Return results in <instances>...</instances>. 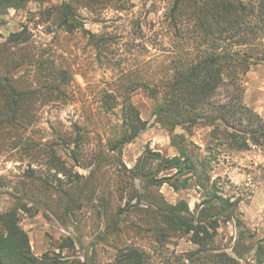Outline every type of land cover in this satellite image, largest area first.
I'll use <instances>...</instances> for the list:
<instances>
[{
    "label": "trees",
    "instance_id": "trees-1",
    "mask_svg": "<svg viewBox=\"0 0 264 264\" xmlns=\"http://www.w3.org/2000/svg\"><path fill=\"white\" fill-rule=\"evenodd\" d=\"M32 1L51 0H0V15ZM112 1L117 12L126 11L124 0H64L46 12L47 20L56 21L65 33H81L108 67L121 69L114 88L103 91L100 99L101 111L116 115L118 123L105 144L98 138L94 150L86 148L91 132L78 124L72 132L58 130L51 139L29 135L41 107L69 101L73 77L67 69L23 49L31 42L26 29L11 34L0 46V157L10 153L21 155V162L28 160L13 192L0 177V197L9 200V206L0 210V264H91L87 257L68 259L50 252L35 256L20 226V213L46 211L64 224L84 206H92L104 221L105 231L97 239L112 243L116 251L112 264H153L149 252L134 242H122L127 231L140 238L147 235L161 249L174 238L188 237L196 249L167 264H264V238L256 240L241 219L242 196L231 195L221 178H212L211 154L201 155L185 134H174L177 129L189 135L196 127H206L223 151L260 150L264 181V120L246 104L243 88L252 68L264 64V0H173L165 14L173 44L170 50L164 44L157 49L168 63L160 64L156 81L141 78L136 70L124 72L116 58L118 35L85 29L79 9L93 12ZM136 29L141 39L140 24ZM24 66L34 68L40 86L15 77ZM139 89L158 102L153 124L170 134L176 155L147 148L128 168L123 149L149 129L131 102V94ZM61 150L68 151L73 168L87 175L72 171ZM164 186L174 193L194 189L201 200L193 210L185 200L172 204L161 193ZM229 224L237 236L219 249L218 230ZM67 241L61 248L74 247Z\"/></svg>",
    "mask_w": 264,
    "mask_h": 264
},
{
    "label": "rangeland",
    "instance_id": "rangeland-1",
    "mask_svg": "<svg viewBox=\"0 0 264 264\" xmlns=\"http://www.w3.org/2000/svg\"><path fill=\"white\" fill-rule=\"evenodd\" d=\"M63 1L51 0L47 3L32 1L23 9H11L0 15V46L6 43L11 34L26 29L31 34V42L23 49L54 63L57 68L67 69L73 77L68 89L69 101L53 102L41 107L37 111L38 122L29 135L46 140L51 139L52 134L58 130L72 132L75 124L86 126L91 132L89 134L91 140L86 148L91 151L97 147L98 138L102 140V144H105L112 126L118 123L116 115H105L101 111L100 99L103 91L114 88L116 80H119L121 75V69L108 67L103 55L99 59L96 51L88 45L81 33L67 34L57 27L56 21L47 20L46 12L54 6H59ZM124 1L126 11L123 12L116 11L113 1L111 5L107 3L103 8L93 12L79 9V13L84 18L85 29L94 34L108 31L118 35L120 44L116 50V58H120L124 72L136 70L141 78L147 76L156 81L160 64L168 63L165 53L157 49L160 48V44H164L170 50L173 44L171 30L165 20V14L168 13L173 0ZM138 24L143 30L141 39H137ZM109 57L107 55V58ZM34 73L33 67L24 66L15 71L14 75L16 78L24 77L23 79L31 82L33 87H37L40 83L36 81L37 77H34ZM254 75H257L258 83L250 80ZM243 81L244 98L248 106L252 107L251 104L256 96L260 95L256 101L258 110L252 108L264 120V64L252 68ZM223 94L224 92L221 95ZM131 102L138 108L141 119L148 122L149 129L123 149V161L126 166L132 168L147 148L174 157L176 152L171 147L170 134L153 124V111L158 102L150 99L141 89L131 94ZM211 130V128L196 127L188 135L177 129L174 134H185L189 143L200 148L198 152L201 155L213 156L212 178H221L231 195L242 196L239 212L244 226L255 234L256 240L262 239L264 238V181L259 170L263 162L262 153L256 148L243 153L223 151L216 141L212 140ZM61 155L67 166L71 168L72 163L67 158L68 151L61 150ZM20 156L3 153L0 157V177L8 184L9 192L17 188L23 180L24 172L28 169V160L21 162L18 159ZM32 167L41 169L35 165ZM72 171L87 175L86 171L78 168L72 167ZM107 179L109 180V177L106 175L105 180ZM161 193L172 204L185 200L192 210L201 200L200 194L194 189L174 193L172 189L164 186L161 188ZM8 206L9 200L1 196L0 210ZM20 226L27 233L35 256L50 252L58 253L68 259L84 260L87 257L91 264H112L114 261L116 251L112 243L97 239L104 233L105 224L102 219L97 218L92 206H84L77 211L75 218L68 219L64 224L46 211L33 215L20 213ZM237 232L232 224L220 228L215 244L217 248L230 244L237 236ZM67 240L73 241V248H61L68 243ZM122 242H134L149 252L153 256V264L174 262L177 256H183L196 249L188 237L174 238L161 249L156 247L147 235L140 238L132 231L123 233Z\"/></svg>",
    "mask_w": 264,
    "mask_h": 264
},
{
    "label": "crops",
    "instance_id": "crops-1",
    "mask_svg": "<svg viewBox=\"0 0 264 264\" xmlns=\"http://www.w3.org/2000/svg\"><path fill=\"white\" fill-rule=\"evenodd\" d=\"M252 74H250V76H251ZM250 80L252 81V82H254V83H258V77H257V75H254V76H252V77H250ZM260 96V95H259ZM258 95L256 96V99H255V101H253V103L251 104L252 105V107H255L256 108V110H258V104H256V101L259 99V98H257V97H259ZM246 99V98H245Z\"/></svg>",
    "mask_w": 264,
    "mask_h": 264
}]
</instances>
